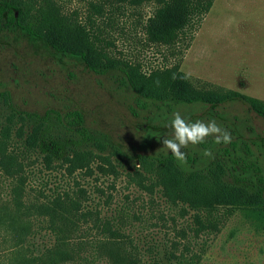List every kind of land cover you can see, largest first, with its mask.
Segmentation results:
<instances>
[{"label": "rangeland", "instance_id": "rangeland-1", "mask_svg": "<svg viewBox=\"0 0 264 264\" xmlns=\"http://www.w3.org/2000/svg\"><path fill=\"white\" fill-rule=\"evenodd\" d=\"M103 1L116 2L62 3L66 12H79L86 29L103 30L101 43L115 66L107 74L94 73L81 60L56 52L20 28L0 31V91L12 97L0 99V208L11 203L19 179L25 182L27 206L49 204L61 196L64 200L66 194L63 207L70 204L68 199L76 200L79 210H73V220L67 222L74 226L73 260L57 264H116L101 247L102 226L119 230V242L135 253L139 264H264V229L250 209L228 202L225 193L176 197V186L169 191L155 185L156 173L130 158L137 153H171L162 139L171 138L170 122L179 112L189 122L215 120L232 141L253 149L264 172V119L241 102L173 109L156 103L142 108L136 94L122 83L121 71L129 65L161 88L174 86L182 77L194 93H238L264 103V0H214L207 14L189 21L167 41H158L147 31L148 18L156 9L153 3L116 2L122 7L108 22L91 6ZM96 38L92 34L91 40L98 43ZM9 103L41 115L49 109L80 110L90 132L117 145L123 154L109 156V149L87 145L85 150L92 154L88 167L70 171L64 156L49 153L53 145L42 149L27 144L33 124L13 113ZM211 140L215 137L181 150L203 168L224 157L220 149L231 147L208 146ZM205 149L212 157L203 155ZM64 150L66 156L70 148ZM238 154L245 155L242 146ZM139 171L146 177L143 181L136 175ZM24 220L21 225L0 222V264H22L16 260L18 254L28 260L23 264H40L58 242L59 226H65L59 217L37 213Z\"/></svg>", "mask_w": 264, "mask_h": 264}, {"label": "trees", "instance_id": "trees-1", "mask_svg": "<svg viewBox=\"0 0 264 264\" xmlns=\"http://www.w3.org/2000/svg\"><path fill=\"white\" fill-rule=\"evenodd\" d=\"M62 1L65 0H0V31H13L16 30L15 28H20L31 38L46 42L56 52L81 60L94 73H109L115 66L102 46L99 35L103 30H100V33L92 26L86 29L81 23L82 17L79 12H66ZM114 1L120 5L124 3L136 6H141L143 3L156 5L153 16L148 18L147 31L158 41L173 39L189 21L194 18H202L207 14L214 3V0ZM116 2L106 3L103 1L91 3V6L98 16L104 17V20L106 19L108 22H113L114 18L111 15L114 16V11L117 12L122 7L116 5ZM107 5L110 7H108L110 12L106 9ZM92 34L97 37L98 43L91 40ZM121 71L124 73L122 83L129 86L136 94L142 108L156 103L166 104L173 109L179 105L218 106L241 102L264 119V103L254 98L238 93L225 95L212 92L194 93L188 82L182 77L177 79L174 86L164 85L161 88L156 86L153 80L144 79L138 72H134L129 65L122 68ZM176 71L177 68L172 70L170 76L174 77ZM2 98L12 100L8 91H0V99ZM9 109L18 114L20 118L33 124L27 144L38 145L42 149L53 145L49 153L57 152L56 156H64V161L71 166L70 171L88 167L92 154L91 151L85 150L87 145L100 151L109 149V156L123 154L120 147L110 143L103 136H97L90 132L84 125V115L80 110L75 109L62 113L55 109H49L41 115L36 112L18 110L12 106V103H9ZM53 134H59V136H53ZM62 135H66L68 138L64 140ZM211 144H215V140L208 142V146ZM230 144L231 147L220 149V152L221 150L223 152V158L213 161L203 168L195 166L193 164L195 159L191 156H186L187 163L182 165L171 153H137L130 158H133L145 171L156 173L158 180L155 185H163L169 191L173 186H176L179 189L175 194L176 197H184L183 194L199 196L217 194L215 195L217 197L220 193H225L228 202L232 204L234 202L235 206L250 209L255 213L257 221L264 229V172L261 163L247 143L240 145L238 141L231 140ZM241 146L245 150L244 156L238 154ZM66 147L70 148L68 155L66 154L67 157L65 156L66 150H64ZM48 158L50 157L48 156ZM136 175L142 181L146 179L140 171ZM24 186L25 182L19 179L12 189L11 203L0 208V222L21 225L24 223L25 217L33 213H37L39 216L59 217L62 222H65V226H59L60 238L54 248L42 257L40 264L72 261L73 250L70 249V243L74 226H67V222L68 219L73 220L71 218L72 211L79 210L78 202L68 199L70 204L63 207L64 200L68 198V194H66L64 200L61 196L54 198L49 204L40 203L27 206L23 201ZM11 208L13 209L11 210ZM62 208H66V212L59 211ZM32 210L35 211L32 212ZM102 231L104 238L99 241H101V247L108 249L110 259L116 264H139L135 253L119 242L120 232L118 229L113 226H102ZM22 244V240H20L18 248H21ZM16 260L22 264L23 262L28 263V260L21 254H18Z\"/></svg>", "mask_w": 264, "mask_h": 264}, {"label": "clouds", "instance_id": "clouds-1", "mask_svg": "<svg viewBox=\"0 0 264 264\" xmlns=\"http://www.w3.org/2000/svg\"><path fill=\"white\" fill-rule=\"evenodd\" d=\"M170 127L172 129L171 138H163L162 144L182 165L187 163V159L181 149L186 148L190 143L193 145L204 143L206 137L209 136L215 137L216 144H228L232 139L231 134L218 126L215 120L208 123L200 120L189 122L179 112L173 113ZM203 155L212 157L213 154L211 150L205 149Z\"/></svg>", "mask_w": 264, "mask_h": 264}]
</instances>
